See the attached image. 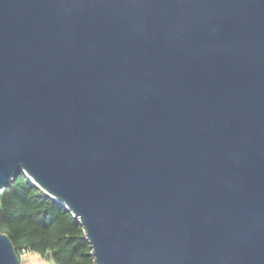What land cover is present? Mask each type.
<instances>
[{
	"label": "water",
	"instance_id": "water-1",
	"mask_svg": "<svg viewBox=\"0 0 264 264\" xmlns=\"http://www.w3.org/2000/svg\"><path fill=\"white\" fill-rule=\"evenodd\" d=\"M19 173L93 264H264V0H0V192Z\"/></svg>",
	"mask_w": 264,
	"mask_h": 264
},
{
	"label": "trees",
	"instance_id": "trees-1",
	"mask_svg": "<svg viewBox=\"0 0 264 264\" xmlns=\"http://www.w3.org/2000/svg\"><path fill=\"white\" fill-rule=\"evenodd\" d=\"M0 231L19 256L30 252L53 264H93L78 219L23 173L0 192Z\"/></svg>",
	"mask_w": 264,
	"mask_h": 264
},
{
	"label": "rangeland",
	"instance_id": "rangeland-1",
	"mask_svg": "<svg viewBox=\"0 0 264 264\" xmlns=\"http://www.w3.org/2000/svg\"><path fill=\"white\" fill-rule=\"evenodd\" d=\"M30 257V256H33V259L35 258V261H31L33 262V264H53L52 262L46 260L45 258H42L41 256H39L38 254H35V253H24V254H21L20 256V264H26V260L27 258L26 257Z\"/></svg>",
	"mask_w": 264,
	"mask_h": 264
},
{
	"label": "bare ground",
	"instance_id": "bare-ground-1",
	"mask_svg": "<svg viewBox=\"0 0 264 264\" xmlns=\"http://www.w3.org/2000/svg\"><path fill=\"white\" fill-rule=\"evenodd\" d=\"M27 258V260H26V264H33V262H31V261H35V258L33 259V256H28V257H26Z\"/></svg>",
	"mask_w": 264,
	"mask_h": 264
}]
</instances>
